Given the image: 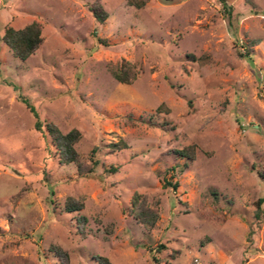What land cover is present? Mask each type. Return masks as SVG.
Returning <instances> with one entry per match:
<instances>
[{
    "label": "rangeland",
    "instance_id": "374dc122",
    "mask_svg": "<svg viewBox=\"0 0 264 264\" xmlns=\"http://www.w3.org/2000/svg\"><path fill=\"white\" fill-rule=\"evenodd\" d=\"M90 3L106 10L103 23ZM32 21L43 42L16 59L4 29ZM124 60L137 70L130 84L108 69ZM21 96L40 119L80 131L84 164L98 147L95 172L58 163ZM162 103L168 112L156 111ZM121 141L127 148L111 147ZM191 144L193 160L174 152ZM111 165L116 172L105 171ZM260 173L264 0H149L140 9L127 0H0V264H64L55 248L68 264H98L93 255L264 264ZM135 193L158 204L150 230L130 212ZM68 198L83 203V226L63 209Z\"/></svg>",
    "mask_w": 264,
    "mask_h": 264
},
{
    "label": "trees",
    "instance_id": "16d2710c",
    "mask_svg": "<svg viewBox=\"0 0 264 264\" xmlns=\"http://www.w3.org/2000/svg\"><path fill=\"white\" fill-rule=\"evenodd\" d=\"M149 0H127L129 6L135 8H143ZM171 1V0H167ZM89 11L92 13L94 18L99 22L103 23L107 18V12L104 8L98 3H90L88 5ZM3 42L8 46L12 52L14 58L19 60H26L30 55L34 54L36 50L40 47L43 42V36L41 32V25L37 21H32L29 24H26L22 28H14L10 25L6 26L2 35ZM104 41L103 39H99ZM257 44L256 40H252L249 43L248 49L245 52L244 56L250 55V46ZM110 74L120 83L130 84L132 83L136 76L137 70L135 66L129 63L128 61H122L119 65L108 67ZM21 101L29 109V111L35 117L34 128L42 132L43 138L47 140L49 146L53 149L54 154L57 157L58 163L60 165L75 164L77 166V171L80 175H87L95 172L99 160L96 158V152L98 147H93L89 154L90 164H84L82 161L81 155L78 153L75 145L81 138V133L78 129H71L67 132H62L53 122L49 120L40 119L38 112L35 108L29 103L28 99L21 96ZM157 112H168V109L162 103L157 109ZM149 122V121H148ZM149 124H151L149 122ZM111 147L117 149L127 148L126 143L123 141L119 143L111 144ZM195 144H191L182 149L175 150L174 152L181 157H184L189 160L195 158ZM106 172L114 173L117 171V167L111 165L110 167L105 168ZM262 175V173H260ZM264 176V175H262ZM167 186L176 188L177 183L172 182L171 180L165 181ZM264 202V196L259 197L256 202V209L254 216L257 220H260L262 217V203ZM83 207L81 201L74 200L73 198H68L66 203L63 206V209L66 212H77V223L78 226H83L86 221L84 215L79 214V210ZM130 212L136 222L139 225H142L146 229H152L156 222L159 220V207L158 204H150L147 200V197L142 194L135 193L131 201ZM109 229L108 231H110ZM164 244H158L156 246L157 252H160L159 248H164ZM55 253L61 259L65 261L64 264H68V254L61 250L55 248ZM94 260L98 264H112V262L105 256L93 255ZM192 264H195L192 262Z\"/></svg>",
    "mask_w": 264,
    "mask_h": 264
}]
</instances>
